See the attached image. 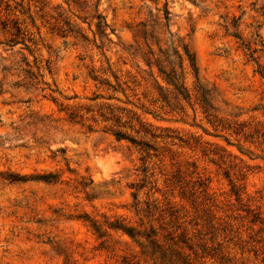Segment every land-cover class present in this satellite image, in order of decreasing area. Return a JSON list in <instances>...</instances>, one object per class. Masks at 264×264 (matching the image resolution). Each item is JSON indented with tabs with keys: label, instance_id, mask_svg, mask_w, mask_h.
I'll use <instances>...</instances> for the list:
<instances>
[{
	"label": "rangeland",
	"instance_id": "rangeland-1",
	"mask_svg": "<svg viewBox=\"0 0 264 264\" xmlns=\"http://www.w3.org/2000/svg\"><path fill=\"white\" fill-rule=\"evenodd\" d=\"M1 4L0 264H264V0ZM182 44L211 116L154 103Z\"/></svg>",
	"mask_w": 264,
	"mask_h": 264
},
{
	"label": "trees",
	"instance_id": "trees-1",
	"mask_svg": "<svg viewBox=\"0 0 264 264\" xmlns=\"http://www.w3.org/2000/svg\"><path fill=\"white\" fill-rule=\"evenodd\" d=\"M2 4L0 5L1 8ZM8 9L10 5L6 4ZM93 20H96L95 26L97 33L102 39L108 41V24L105 18L100 14L96 13L93 17ZM6 26V25H5ZM13 28L15 29V35L19 36L21 34V28L18 22H14ZM111 42V41H110ZM12 45L18 44L17 40H10ZM182 52L178 49H173V53L169 50H159V54L155 55L152 52H149V57L145 59L146 65L149 68L148 75L152 78L156 89L158 91V98L154 101L155 104H161L163 107H174L175 109H183L182 103H191L194 102L198 104L203 110V113L211 116L212 106V94L208 89H205L199 82V68L197 65L195 54L189 49L187 45L182 44ZM176 58V59H175ZM178 59V62L176 61ZM185 67V68H184ZM154 68L157 70L158 77L154 74ZM193 76L195 82L194 93H191L185 85V70ZM161 79V81L158 80ZM117 79V78H116ZM72 116V115H71ZM107 121L114 120L119 125V119H113V117L107 118ZM142 132H145L146 135L151 136L153 139L162 138L155 135L152 130V126L147 125L140 121ZM113 134L117 140H128L131 144L140 147V150L143 153H148L150 146L144 142H138L136 139L129 137L122 130H113ZM115 229H120L133 236L131 231L126 227H113Z\"/></svg>",
	"mask_w": 264,
	"mask_h": 264
}]
</instances>
